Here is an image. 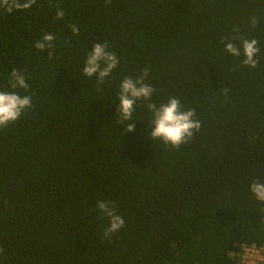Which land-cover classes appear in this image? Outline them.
<instances>
[{
  "label": "trees",
  "instance_id": "obj_1",
  "mask_svg": "<svg viewBox=\"0 0 264 264\" xmlns=\"http://www.w3.org/2000/svg\"><path fill=\"white\" fill-rule=\"evenodd\" d=\"M241 36L259 42L256 68L225 51ZM95 43L120 61L99 86L82 74ZM13 69L32 108L0 129V264H241L263 246L249 187L264 182V0H36L0 11V90ZM143 69L150 102L200 121L179 149L151 139L146 103L117 118L121 81ZM98 201L124 220L109 239Z\"/></svg>",
  "mask_w": 264,
  "mask_h": 264
},
{
  "label": "clouds",
  "instance_id": "obj_2",
  "mask_svg": "<svg viewBox=\"0 0 264 264\" xmlns=\"http://www.w3.org/2000/svg\"><path fill=\"white\" fill-rule=\"evenodd\" d=\"M36 0H0V11L11 14L14 11H27L32 8ZM111 0H106L110 3ZM64 16L62 10H58L56 18ZM250 24L254 28L258 24L257 17L250 18ZM73 35L79 33V28L71 26ZM238 39L239 44L228 41L226 38L225 51L233 57L241 58L242 65L256 68L259 63V42L256 39L233 37ZM54 36L43 35L42 39L35 42L34 46L40 51L53 47ZM107 43H95L87 54L82 74L91 79L95 77L96 84L103 85L119 65V58L114 52H110ZM149 75L148 69H143L135 78L125 77L119 85L117 118L119 122L131 121L137 102L146 103L148 111L152 114L150 137L159 140L164 145L173 149H179L182 144L189 143L201 128L200 121L196 119L194 110H184L178 98H170L166 103L157 106L150 102L156 89L146 83ZM28 84L25 76L16 69L11 72L9 90H0V129L7 128L10 124L18 121L22 114L32 108V96L21 95L17 90L27 92ZM228 94V89H224ZM136 123H128L125 132L134 131ZM258 202L264 203V182L253 181L249 187ZM98 210L108 218L109 226L104 230L103 237L109 239L112 234L118 232L124 226L123 218L115 211V206L108 201L97 202ZM2 252V249H0Z\"/></svg>",
  "mask_w": 264,
  "mask_h": 264
},
{
  "label": "built area",
  "instance_id": "obj_3",
  "mask_svg": "<svg viewBox=\"0 0 264 264\" xmlns=\"http://www.w3.org/2000/svg\"><path fill=\"white\" fill-rule=\"evenodd\" d=\"M234 255V253H230ZM237 261L241 264H264V244L258 248L256 246H243L240 255H237Z\"/></svg>",
  "mask_w": 264,
  "mask_h": 264
}]
</instances>
